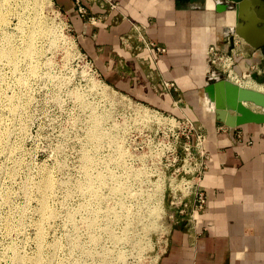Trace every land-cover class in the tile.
I'll list each match as a JSON object with an SVG mask.
<instances>
[{
  "label": "rangeland",
  "instance_id": "rangeland-1",
  "mask_svg": "<svg viewBox=\"0 0 264 264\" xmlns=\"http://www.w3.org/2000/svg\"><path fill=\"white\" fill-rule=\"evenodd\" d=\"M38 3L0 0V264H152L188 207L212 103L202 85L169 106L107 84L67 15ZM233 49L235 73L213 76L264 74Z\"/></svg>",
  "mask_w": 264,
  "mask_h": 264
},
{
  "label": "crops",
  "instance_id": "crops-1",
  "mask_svg": "<svg viewBox=\"0 0 264 264\" xmlns=\"http://www.w3.org/2000/svg\"><path fill=\"white\" fill-rule=\"evenodd\" d=\"M107 1L116 7L80 0L99 17L91 24L77 14L73 0H54L104 81L139 100L173 106L161 81L190 95L203 87L208 45L249 54L243 41L233 44L230 18L223 16L227 0ZM249 8L256 16L264 10L257 2ZM147 42L163 52L147 49ZM203 119L204 205L175 218L152 264H264V123L226 127Z\"/></svg>",
  "mask_w": 264,
  "mask_h": 264
},
{
  "label": "water",
  "instance_id": "water-1",
  "mask_svg": "<svg viewBox=\"0 0 264 264\" xmlns=\"http://www.w3.org/2000/svg\"><path fill=\"white\" fill-rule=\"evenodd\" d=\"M234 4L239 30L235 33L244 43L256 48L264 43V18L256 16L249 8L257 0H227ZM256 32H260L256 36ZM257 84L264 85V75L247 74ZM206 92L212 103V120L218 125L235 127L244 123H264V92L245 87L226 77L205 82Z\"/></svg>",
  "mask_w": 264,
  "mask_h": 264
},
{
  "label": "built area",
  "instance_id": "built-area-1",
  "mask_svg": "<svg viewBox=\"0 0 264 264\" xmlns=\"http://www.w3.org/2000/svg\"><path fill=\"white\" fill-rule=\"evenodd\" d=\"M104 1L111 9L116 7V2H111L107 0ZM73 2L75 5V10L81 18H83L84 20H86L88 23L91 24H94L99 21L98 16L90 15L87 13L86 8L84 7V5L80 3V0H73ZM145 47H147V49L149 50H153L155 53H161L164 50L163 47L155 46L151 42H147ZM205 53H206V62H207V68L205 72L209 73V75L207 76L208 78H214L212 74L213 70L209 72V66L215 67L216 69H218L219 72L221 71L225 73L228 77L230 73L234 72V66H233L234 53L232 47L228 48L227 50H224V49L216 48L214 45H208ZM161 86L168 90L176 89L172 81H161ZM196 137L199 139V143L201 144V141L203 139V134L201 135L198 133ZM203 170H204V162L202 157V160L199 162V168L196 173L195 181H193L190 185H188L189 188L188 194L190 196L188 200V207L179 210V213H181L182 215H192L194 211L202 209L204 205L205 195L199 185V181Z\"/></svg>",
  "mask_w": 264,
  "mask_h": 264
},
{
  "label": "flooded vegetation",
  "instance_id": "flooded-vegetation-1",
  "mask_svg": "<svg viewBox=\"0 0 264 264\" xmlns=\"http://www.w3.org/2000/svg\"><path fill=\"white\" fill-rule=\"evenodd\" d=\"M256 2L258 3V5L261 6V8L262 7L264 8V0H257ZM258 13H259L258 17L264 18V10L263 9L259 10ZM223 16L230 18L229 20L231 21V27L229 28V31L232 34V37H236V40L233 41V44H236L237 41H238V39H237L238 37H237L235 32L237 30H239L240 26H239V23H238V19L235 16L234 4H232L231 2L228 1V7L224 10ZM244 45L245 46H243V48L245 47L244 49L247 50V52L249 54H251V55L252 54H254V55L255 54H259L260 55L259 58L261 59V61L264 60V43L261 44L260 46L256 47V48H253V47H251L250 45H248L246 43ZM258 63H260V61H258ZM262 75H264V74H262Z\"/></svg>",
  "mask_w": 264,
  "mask_h": 264
},
{
  "label": "bare ground",
  "instance_id": "bare-ground-1",
  "mask_svg": "<svg viewBox=\"0 0 264 264\" xmlns=\"http://www.w3.org/2000/svg\"><path fill=\"white\" fill-rule=\"evenodd\" d=\"M41 0H35V3H36V6L39 4L38 2H40ZM38 9V8H37ZM36 9V10H37ZM0 21H2V15L0 14ZM30 38H32L31 36H30ZM30 38H29V41H30ZM29 42H27V44L25 45L26 47H24V54H28L29 55V52H31V47H30V44H28ZM31 45H32V47H33V44L31 43ZM34 49V48H33ZM32 49V50H33ZM1 50H3V49H1ZM0 50V53H2V54H4L5 56H8L7 54H11V55H13L12 53H11V50H9V48L8 49H4L3 51H1ZM31 53H33V51L31 52ZM1 56V55H0ZM3 56V55H2ZM11 57V56H10ZM235 83H238L239 85H242V86H245V87H250V88H254V89H257V90H259V91H262V92H264V85L263 84H257V83H255L254 81H252V80H250V79H248V78H244V79H239V81H235ZM206 96H207V100H209L210 101V99H209V96H208V94L206 93ZM212 115H213V113H212ZM48 181L49 180H45V185L47 186L48 185Z\"/></svg>",
  "mask_w": 264,
  "mask_h": 264
}]
</instances>
